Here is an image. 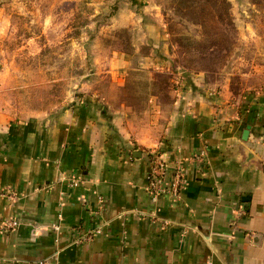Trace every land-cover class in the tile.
I'll use <instances>...</instances> for the list:
<instances>
[{"label":"crops","instance_id":"1","mask_svg":"<svg viewBox=\"0 0 264 264\" xmlns=\"http://www.w3.org/2000/svg\"><path fill=\"white\" fill-rule=\"evenodd\" d=\"M135 71L150 74L139 96L118 81L24 118L0 98V219L21 221L0 233V264H264V93L238 100L198 76L164 99L154 70ZM155 151L169 163L156 200ZM178 162L188 184L175 195Z\"/></svg>","mask_w":264,"mask_h":264},{"label":"rangeland","instance_id":"2","mask_svg":"<svg viewBox=\"0 0 264 264\" xmlns=\"http://www.w3.org/2000/svg\"><path fill=\"white\" fill-rule=\"evenodd\" d=\"M152 49L158 61L143 63ZM140 67L164 99L198 76L238 100L262 95L264 0H0V98L16 117L107 98L118 81L139 96L150 77Z\"/></svg>","mask_w":264,"mask_h":264},{"label":"built area","instance_id":"3","mask_svg":"<svg viewBox=\"0 0 264 264\" xmlns=\"http://www.w3.org/2000/svg\"><path fill=\"white\" fill-rule=\"evenodd\" d=\"M204 154L205 153L200 155L201 159L204 157ZM150 158L148 190L153 199L156 200L168 189V187L165 186V181L168 174L169 163L167 162L164 153H160L158 151L152 152ZM187 184L188 181L185 176L184 168L178 162L169 188L173 194L178 195L183 189H185ZM20 223L21 221L19 218H7L5 220L0 219V233H5L8 230H14L20 226ZM92 236L93 232H89L83 237L81 236L79 241L91 239Z\"/></svg>","mask_w":264,"mask_h":264},{"label":"water","instance_id":"4","mask_svg":"<svg viewBox=\"0 0 264 264\" xmlns=\"http://www.w3.org/2000/svg\"><path fill=\"white\" fill-rule=\"evenodd\" d=\"M248 133H249V130L247 129L246 131H245V133H244V138H247V136H248Z\"/></svg>","mask_w":264,"mask_h":264}]
</instances>
